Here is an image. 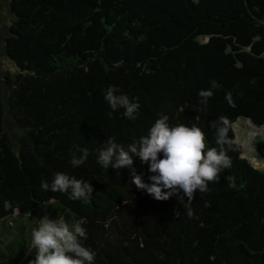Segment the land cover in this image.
Here are the masks:
<instances>
[{"label":"trees","instance_id":"1","mask_svg":"<svg viewBox=\"0 0 264 264\" xmlns=\"http://www.w3.org/2000/svg\"><path fill=\"white\" fill-rule=\"evenodd\" d=\"M110 86L139 104L135 119L110 108ZM161 114L201 128L208 147L210 122H230L231 167L191 202L138 190L133 170L145 183L153 173L131 153V169L97 162L109 137L127 150ZM239 118L264 125V0H0V220L41 208L0 245V264L35 259L45 216L79 222L94 264H264V171L242 156ZM253 144L264 155L259 135ZM56 172L89 182L91 199L43 190Z\"/></svg>","mask_w":264,"mask_h":264},{"label":"clouds","instance_id":"2","mask_svg":"<svg viewBox=\"0 0 264 264\" xmlns=\"http://www.w3.org/2000/svg\"><path fill=\"white\" fill-rule=\"evenodd\" d=\"M211 87L198 92L199 112H206L208 101L214 95V89L220 87L212 80ZM119 89L110 86L104 95L105 101L113 111L123 109V115L129 120L136 118L139 104L130 101L126 94H118ZM231 107H235L231 92L226 94ZM169 117L161 114L150 127L148 135L140 137L138 141L129 144L127 150L109 137L98 150L97 162L104 168L113 169L132 168V155L138 156L142 163L148 164L151 183H145L143 175L132 172V183L141 191H146L157 201H166L176 195L178 199L187 202L194 199L195 193L208 191L209 183L216 182L221 172L231 167V158L227 155L233 150L232 141L228 137L229 120L220 116L210 122L215 129V143L218 147H208L204 132L201 128L184 124L169 126ZM255 132H249L250 140L255 138ZM79 157L75 154L70 163L73 168L84 164L88 157V149H80ZM162 155V158H160ZM41 188L45 191L69 193V199L86 203L93 194L92 185L82 179L70 177L63 172L53 175L51 184L41 181ZM183 193V195H180ZM11 202L4 201V208H11ZM187 214L192 216L191 209ZM87 239L86 229L76 222L71 226L63 216L50 219L48 216L39 221V227L31 232L29 250L35 249V259L29 264H94L96 252L84 246L82 240ZM162 258V257H161Z\"/></svg>","mask_w":264,"mask_h":264},{"label":"rangeland","instance_id":"3","mask_svg":"<svg viewBox=\"0 0 264 264\" xmlns=\"http://www.w3.org/2000/svg\"><path fill=\"white\" fill-rule=\"evenodd\" d=\"M204 40V39H200ZM3 65H7V62L3 60ZM234 131H235V140L242 146L243 154L242 156L247 158L252 165L264 171V155H261L257 148L253 144V140H250L248 137L249 132H255L259 135L264 142V125L263 126H254L250 123L249 120L245 118H239L236 123L234 124ZM41 209V208H39ZM39 209L32 214H21L18 217L8 218L6 220H0V245L5 244L8 242L9 239H12L14 236V232L16 231L21 225L26 224L28 222V217L36 219L34 215L38 214ZM67 222V221H66ZM30 222L27 224L29 225ZM6 224H10L11 232L9 233L6 228ZM69 224V223H68ZM27 225V227H28ZM70 225V224H69ZM19 238V234L18 237ZM1 240H3L1 242Z\"/></svg>","mask_w":264,"mask_h":264},{"label":"water","instance_id":"4","mask_svg":"<svg viewBox=\"0 0 264 264\" xmlns=\"http://www.w3.org/2000/svg\"><path fill=\"white\" fill-rule=\"evenodd\" d=\"M251 123V122H250Z\"/></svg>","mask_w":264,"mask_h":264}]
</instances>
